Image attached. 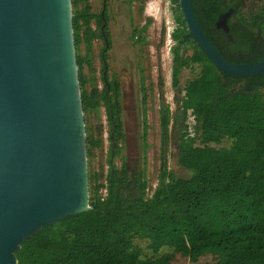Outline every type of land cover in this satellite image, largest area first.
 I'll return each mask as SVG.
<instances>
[{
    "label": "trees",
    "instance_id": "obj_1",
    "mask_svg": "<svg viewBox=\"0 0 264 264\" xmlns=\"http://www.w3.org/2000/svg\"><path fill=\"white\" fill-rule=\"evenodd\" d=\"M72 2L84 112L97 113L104 104L110 122L108 170L93 168L94 151L103 147V140L87 121L93 209L41 228L21 245L16 253L18 264H174L179 256L197 263L208 255L211 264H264V94H230L238 79L220 73L195 41L184 40L188 30L181 11L173 33L172 85L183 94L176 114L164 105L160 120L164 153L173 123L179 165L191 176L176 178L163 169L149 195L145 170L133 178L126 162L116 164L126 140L119 86L111 82L102 92L87 91L85 68L90 59L80 51L85 46L91 52L96 39L110 43L108 12L104 17L92 12L88 0ZM174 2L181 9L179 1ZM214 4L225 6L220 10L208 6L211 12L203 17L196 12L205 20L204 30L214 31L219 11L244 6L242 0H214ZM238 17L264 32V2L248 16L240 10ZM148 27L136 28V43L143 42ZM189 45L194 50L183 52ZM108 49L105 44V59ZM194 65L201 67L199 76L181 88L183 71ZM190 111L196 121L193 134L187 123ZM148 129L145 120V154L150 148ZM226 140L230 146H223ZM132 185L134 192L127 193ZM137 239L150 242L153 256L143 257L135 245ZM164 247L174 251L160 255Z\"/></svg>",
    "mask_w": 264,
    "mask_h": 264
},
{
    "label": "water",
    "instance_id": "obj_2",
    "mask_svg": "<svg viewBox=\"0 0 264 264\" xmlns=\"http://www.w3.org/2000/svg\"><path fill=\"white\" fill-rule=\"evenodd\" d=\"M178 1L188 39L220 73L264 77V60L226 59L193 0ZM227 21L216 26L228 31ZM91 209L73 2L0 0V264H18L21 245L41 228Z\"/></svg>",
    "mask_w": 264,
    "mask_h": 264
},
{
    "label": "rangeland",
    "instance_id": "obj_3",
    "mask_svg": "<svg viewBox=\"0 0 264 264\" xmlns=\"http://www.w3.org/2000/svg\"><path fill=\"white\" fill-rule=\"evenodd\" d=\"M243 12L255 10L264 0H244ZM105 3L107 4L109 23L108 30L111 35V49L107 53L108 80H119L121 83V102L123 123L126 140L123 143L122 155L116 159V164L121 166L123 162L128 164L131 176L140 170L146 171L149 181V195H152L158 184V179L163 169L171 172L176 178H188L191 172L179 165V150L177 148V134L170 127V140L164 153L162 142V130L160 120V106L165 105L171 108L173 115L176 114L180 99L181 90L175 89L172 85L173 55L172 48L176 41L173 38L174 31L179 27L176 16L181 9L174 0H88L91 11L102 13ZM74 12V11H73ZM149 25L143 42L136 43L134 31ZM96 28V25H94ZM105 47L103 39L93 41V48L88 52L85 46L81 48V54L90 59V66H86L85 75L88 79L87 91L90 93L94 88L98 91L104 89L105 83L104 65L102 53ZM191 53L193 46H186ZM90 67V68H89ZM201 67L194 65L183 71L181 75V88L192 79L199 76ZM143 73V74H142ZM144 76L146 84L151 82L157 85L158 79L164 81L163 86L150 94L147 104H143V93L141 78ZM111 83V82H110ZM144 110L147 113H144ZM147 121L148 142L150 148L145 154L143 150V134ZM85 121L89 124L93 133L103 140V147L94 151L92 160L93 168L97 171L108 170V157L111 149L110 122L107 110L102 104L99 112L85 114ZM189 119L187 123H189ZM87 131V129H86ZM101 131V133H100ZM88 137V134H87ZM231 141L226 140L223 146H230ZM132 185L127 193H133ZM149 241L137 239L135 245L142 249L143 257L153 256L149 249ZM173 248L164 247L160 255L172 253ZM212 256L208 255L194 263L189 258L179 256L174 264H211Z\"/></svg>",
    "mask_w": 264,
    "mask_h": 264
},
{
    "label": "flooded vegetation",
    "instance_id": "obj_4",
    "mask_svg": "<svg viewBox=\"0 0 264 264\" xmlns=\"http://www.w3.org/2000/svg\"><path fill=\"white\" fill-rule=\"evenodd\" d=\"M242 1L245 5V1L244 0ZM193 3H194L195 11L197 10L196 12H198V14L202 17L204 15H208L211 12L208 9V6H210L212 9H215L217 7L218 10L222 9L225 6L223 4H220L219 6L215 5L214 0H211V1L210 0H193ZM238 7L240 10H242V13L245 16H248L251 13V11L247 13L243 12V8L245 6H241V7L238 6ZM240 10H236L235 7L231 6L228 9L219 11L218 18L224 15L228 16V21H227L228 26H229L228 31H225L222 27L218 28L215 22L214 31L207 28L205 29L206 30L205 32L210 38V40L214 43V45L221 52V54L229 61H232L235 63H241V64L263 61L264 60V32L262 29H260L258 25H254V27H249L246 24H244L241 21V19L238 17ZM106 12H108V9H107V4L105 3L104 10L102 12L103 17L105 16ZM198 14L197 16H198V19L202 27L203 26L205 27L206 26L205 20L201 19ZM108 23L109 22H107V25ZM188 37H189V31L187 34L184 35V40L194 41L193 39H188ZM107 41L108 39L104 40V43L106 42L105 43L106 46L109 47V49L106 51V54L108 53V51L111 49V46H112L111 35H110V43L107 44ZM184 50H187L186 47H183V52ZM103 59H105L104 53H102V61H103V65L106 67V71L104 72L102 81H104V83L108 85L110 84V82H112L119 86L120 102H121V83L119 82V80H112L109 82L108 75H107L108 74V63H107L108 59H105V60ZM232 78H236L238 80L234 84V86L231 88L230 94H235L236 93L234 92L235 89H240L241 92H237V93H242V94L252 95L256 91H259L262 94H264V77H232ZM146 82H147L146 78L142 76L141 86H142L144 105L147 104L148 98L150 94L153 92V90H155L156 87L158 88L162 87L164 83V81L161 78L158 79V83L156 86L152 85L151 82L149 84H146ZM104 89H105V86H104ZM162 106L164 105L160 106L159 112ZM121 107H122V102H121ZM122 111H123V108H122ZM144 113L146 114L147 111L144 110Z\"/></svg>",
    "mask_w": 264,
    "mask_h": 264
},
{
    "label": "built area",
    "instance_id": "obj_5",
    "mask_svg": "<svg viewBox=\"0 0 264 264\" xmlns=\"http://www.w3.org/2000/svg\"><path fill=\"white\" fill-rule=\"evenodd\" d=\"M189 126H190V132L193 134L194 133V125L196 123L195 121V116L192 114V112H189Z\"/></svg>",
    "mask_w": 264,
    "mask_h": 264
}]
</instances>
